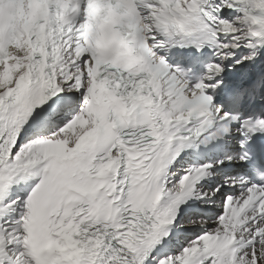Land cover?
Returning a JSON list of instances; mask_svg holds the SVG:
<instances>
[{"label": "snow or ice", "instance_id": "snow-or-ice-1", "mask_svg": "<svg viewBox=\"0 0 264 264\" xmlns=\"http://www.w3.org/2000/svg\"><path fill=\"white\" fill-rule=\"evenodd\" d=\"M0 264H264V0H0Z\"/></svg>", "mask_w": 264, "mask_h": 264}]
</instances>
